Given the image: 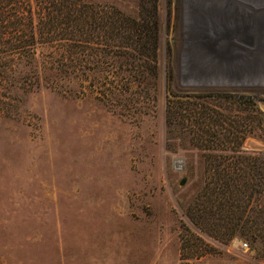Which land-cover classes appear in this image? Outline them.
<instances>
[{
  "label": "rangeland",
  "instance_id": "obj_1",
  "mask_svg": "<svg viewBox=\"0 0 264 264\" xmlns=\"http://www.w3.org/2000/svg\"><path fill=\"white\" fill-rule=\"evenodd\" d=\"M1 12L0 264H264L186 214L208 155L264 161V0Z\"/></svg>",
  "mask_w": 264,
  "mask_h": 264
},
{
  "label": "trees",
  "instance_id": "obj_2",
  "mask_svg": "<svg viewBox=\"0 0 264 264\" xmlns=\"http://www.w3.org/2000/svg\"><path fill=\"white\" fill-rule=\"evenodd\" d=\"M66 16H71V13ZM7 18L9 14L2 15L1 12L0 23ZM2 34L3 31L0 30V37ZM29 37L34 38L33 35ZM241 101L243 100L238 98L237 102ZM237 142L233 143L231 150L248 152L242 149V143ZM244 154L233 155L230 161L226 159L227 165L208 155L206 165L209 175L198 193L196 205L186 211L195 226L206 229L211 234L220 231L225 241L235 233L250 234L253 230L248 228V223L259 228V232L264 229V204H258L264 198V161L256 155ZM259 236L258 239L253 237L251 240L264 246V237L261 234Z\"/></svg>",
  "mask_w": 264,
  "mask_h": 264
},
{
  "label": "water",
  "instance_id": "obj_3",
  "mask_svg": "<svg viewBox=\"0 0 264 264\" xmlns=\"http://www.w3.org/2000/svg\"><path fill=\"white\" fill-rule=\"evenodd\" d=\"M184 181H181V183H183Z\"/></svg>",
  "mask_w": 264,
  "mask_h": 264
}]
</instances>
